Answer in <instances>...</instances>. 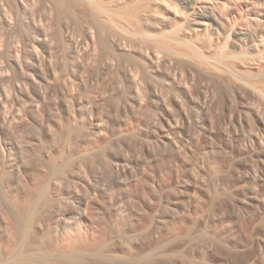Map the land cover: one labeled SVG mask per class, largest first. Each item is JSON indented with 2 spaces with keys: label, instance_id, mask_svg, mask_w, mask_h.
Segmentation results:
<instances>
[{
  "label": "rangeland",
  "instance_id": "1",
  "mask_svg": "<svg viewBox=\"0 0 264 264\" xmlns=\"http://www.w3.org/2000/svg\"><path fill=\"white\" fill-rule=\"evenodd\" d=\"M0 264H264V0H0Z\"/></svg>",
  "mask_w": 264,
  "mask_h": 264
},
{
  "label": "bare ground",
  "instance_id": "2",
  "mask_svg": "<svg viewBox=\"0 0 264 264\" xmlns=\"http://www.w3.org/2000/svg\"><path fill=\"white\" fill-rule=\"evenodd\" d=\"M37 100H38V102H40L41 101V97H38L37 98ZM100 192L102 193L103 191H101L100 190ZM19 227L18 226H15V228H14V232H16V233H18L19 232ZM78 242L76 241L75 242V240L73 239V238H69V241H68V247L70 248V249H73L74 248V246H75V244H77ZM71 256H73V255H71ZM74 258H75V256H73ZM78 258H80V259H84V255L83 256H80V257H78Z\"/></svg>",
  "mask_w": 264,
  "mask_h": 264
}]
</instances>
